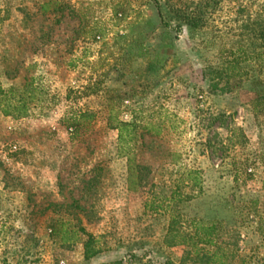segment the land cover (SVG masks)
<instances>
[{
	"label": "rangeland",
	"instance_id": "1",
	"mask_svg": "<svg viewBox=\"0 0 264 264\" xmlns=\"http://www.w3.org/2000/svg\"><path fill=\"white\" fill-rule=\"evenodd\" d=\"M263 3L0 0V83L27 98L24 116L0 111V264H200L164 245L169 213L145 208L187 169L201 172L202 193L172 207L223 221L239 248L233 264H264L257 65L243 63L250 79L225 92L204 75L223 66L224 49L262 51L243 25ZM182 11L203 21L190 27ZM135 112L161 135L122 144L109 118L132 122ZM220 113L230 118L215 122ZM232 126L246 140L234 144ZM131 162L145 177L138 192L128 189ZM89 236L101 253L86 260Z\"/></svg>",
	"mask_w": 264,
	"mask_h": 264
},
{
	"label": "trees",
	"instance_id": "2",
	"mask_svg": "<svg viewBox=\"0 0 264 264\" xmlns=\"http://www.w3.org/2000/svg\"><path fill=\"white\" fill-rule=\"evenodd\" d=\"M191 13L182 11L179 16L186 25L190 27L199 26L203 21L202 17ZM256 17L257 20H254L249 14L243 27L246 29V34H251L261 41L262 51L249 54L242 48L224 49L223 52H226V56L223 66L210 68L204 75L210 82L211 92L230 91L231 85H238L241 81L250 79L249 70L243 68L242 64L254 62L257 65L258 76L252 81V86L256 90L252 106L255 114H264V3L261 5ZM222 83H224V86ZM0 111L5 116H24L27 114V98L18 95V90L14 87L6 90L0 83ZM212 117L215 122L220 121L223 123L230 118L226 113L213 114ZM109 128L118 130L119 141L126 145L136 143L140 139L143 141L146 134H152L155 137L161 135L160 123L153 125L147 121L143 122L136 112L132 122L116 118V122L113 123L110 116ZM231 132H233L231 141L234 144L238 143L239 139L246 140L241 128L232 126ZM170 155L172 159L169 164L178 165L181 154L172 152ZM138 167V164L131 162L128 168V189L134 192L141 191L146 185L145 177L138 171ZM163 189L164 194L160 199L162 203L157 202V195H155L145 202V208L153 212L164 209L169 213L170 219L164 237V245L167 248L179 246L189 248L190 251L187 254L198 257L200 264H233L235 259L239 257V248L237 242L226 240L228 230L223 221L205 222L199 218H187L178 209L172 207L174 203L189 202L202 193L203 180L201 172L193 169L184 170L179 173V177L170 181V185H164ZM186 189H189L190 192H186ZM94 243V237L89 236L84 244V257L86 260L95 258L101 253V250L96 248ZM239 259L241 264H246V259ZM184 263L185 261L182 262V264ZM114 264H119V262H114Z\"/></svg>",
	"mask_w": 264,
	"mask_h": 264
},
{
	"label": "crops",
	"instance_id": "3",
	"mask_svg": "<svg viewBox=\"0 0 264 264\" xmlns=\"http://www.w3.org/2000/svg\"><path fill=\"white\" fill-rule=\"evenodd\" d=\"M100 255V254H99Z\"/></svg>",
	"mask_w": 264,
	"mask_h": 264
}]
</instances>
